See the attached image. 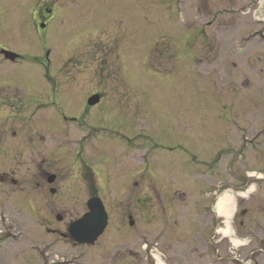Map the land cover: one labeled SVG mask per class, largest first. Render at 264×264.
Masks as SVG:
<instances>
[{"label":"rangeland","instance_id":"1","mask_svg":"<svg viewBox=\"0 0 264 264\" xmlns=\"http://www.w3.org/2000/svg\"><path fill=\"white\" fill-rule=\"evenodd\" d=\"M243 1L0 0V48L22 58L0 56V178L16 180L0 179V218L17 217L24 234L21 245L0 251V260L12 252L34 264L38 250L57 264H163L193 251L187 226L196 203L194 166L186 154H166L153 143L180 140L194 155L197 137L207 160L216 140L210 134L222 124L217 113L245 129L264 127V84L246 80L242 57L230 58L227 37L208 24ZM39 2L67 11L42 33L31 12ZM94 93L110 99L88 111ZM258 151L246 155L254 177L264 175V146ZM263 186L246 203H263ZM91 197L103 202L108 224L93 244L75 245L67 226ZM166 225L177 235L162 243Z\"/></svg>","mask_w":264,"mask_h":264},{"label":"flooded vegetation","instance_id":"2","mask_svg":"<svg viewBox=\"0 0 264 264\" xmlns=\"http://www.w3.org/2000/svg\"><path fill=\"white\" fill-rule=\"evenodd\" d=\"M75 2L71 0V4ZM59 11L67 13L65 8L60 5L54 4L51 7H45L40 2L36 3V7L31 12H33L32 18L35 21L37 32H44L47 23L54 19ZM237 16L239 19H235ZM208 24L214 25L216 32L227 37L230 58L232 53H235V56L240 55L242 57L241 67L244 74H246V80L252 78L255 83L264 84V0H245L235 8L225 7L222 11V17L219 13L217 18L210 19ZM199 28L201 29V27ZM75 32L78 34L80 31L76 30ZM209 39L211 40V37ZM217 42L214 37L211 45H213L214 52L219 54V50L215 51ZM2 50L9 49L0 48V56L5 61L16 63L22 59L21 55L18 54L19 56L16 59L7 60L1 53ZM49 55L50 51L47 47V52L44 55L45 60L42 61L44 64L42 65H50ZM233 63L235 67V62ZM44 77L46 79L47 76ZM48 79L50 80L48 81L49 85L55 84V78L49 77ZM92 95L98 96V99L94 104H88V98ZM92 95L86 101L88 111L110 99L106 97L105 99L99 93ZM251 98H257V96H251ZM51 101L56 102L53 98H51ZM15 106L18 107V104ZM224 109L227 110V108ZM215 120H219L222 124H219L220 130H217V132L211 131L213 134L211 133L210 136L212 138L216 137V140L209 141L210 143L213 142V145L212 153L209 152L211 156L207 160L202 159L204 154L201 155L199 151L198 145L200 142L197 137V143L195 142V144H197L198 150L194 155L185 152L182 147L183 143L180 144V140L174 145L160 144L157 146L153 143L163 153L186 154L188 156L187 160L194 166V177L197 179L194 180L196 185L195 190L193 189L196 196V203L192 211L193 219L190 225L187 226L191 233L187 238L189 243L193 245V251L175 253L172 257H165L163 264H264V202L254 203L252 199V202L246 203L248 196L251 193H256L260 186L264 184V181H262L264 175L254 177L255 171L252 173L245 168L248 152L261 153L258 149L264 146V127L251 126L245 129V126L243 127L237 120L230 118L229 114L221 118L220 114L217 113ZM84 126L87 129L86 132H98L97 129L88 128V125ZM86 132L82 135L85 140L90 137ZM226 133H228L231 140L228 141L223 137ZM217 135L221 136L219 141H217ZM253 158L255 163L261 159L260 157L257 160L254 156ZM257 170L263 171L259 168ZM3 176L0 178L3 182L15 185L16 180L12 176L7 174ZM62 218L58 215L56 220L60 222ZM162 227H166L165 231L161 230L162 235L160 238L161 240L164 239L162 243L168 242L167 239L177 235L176 233L169 234L171 226ZM49 232L55 234L56 230L49 228ZM177 233L179 234V232ZM23 235L21 222L17 220V217L16 221L12 218L3 220L0 218V251L5 249L7 245L12 247L21 245ZM187 238L184 237L185 240ZM166 245H168L166 251L169 253L170 245ZM146 247L149 255L153 257L152 250L154 248L148 245ZM3 257L4 260H0V264H24L23 256L18 253L9 252ZM35 259L34 264H56L50 252L46 251L37 250ZM58 264H73V261L64 259V262L60 261Z\"/></svg>","mask_w":264,"mask_h":264},{"label":"water","instance_id":"3","mask_svg":"<svg viewBox=\"0 0 264 264\" xmlns=\"http://www.w3.org/2000/svg\"><path fill=\"white\" fill-rule=\"evenodd\" d=\"M3 52L10 59L16 57V55L11 52ZM97 99L98 96H92L89 98L88 104H94ZM53 178L54 177L51 176L50 180H53ZM86 205L88 212L80 219L72 222L68 228V232L71 239L78 243L93 244L107 224V214L102 202L96 197L89 198Z\"/></svg>","mask_w":264,"mask_h":264}]
</instances>
